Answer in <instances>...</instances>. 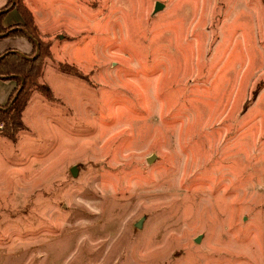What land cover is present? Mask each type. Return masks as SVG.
I'll return each mask as SVG.
<instances>
[{"label": "rangeland", "instance_id": "1", "mask_svg": "<svg viewBox=\"0 0 264 264\" xmlns=\"http://www.w3.org/2000/svg\"><path fill=\"white\" fill-rule=\"evenodd\" d=\"M72 1L0 122V264H264V0Z\"/></svg>", "mask_w": 264, "mask_h": 264}, {"label": "trees", "instance_id": "2", "mask_svg": "<svg viewBox=\"0 0 264 264\" xmlns=\"http://www.w3.org/2000/svg\"><path fill=\"white\" fill-rule=\"evenodd\" d=\"M7 1V6L0 12V37L25 38L36 49V53L32 57L10 51L5 53L7 55L0 60V80H17L20 83L18 90L15 91L7 108L0 106V122L5 126L13 125L15 129H23L21 113L26 106L30 89L33 86H37V80L41 77L42 58L46 54L47 45L38 38L37 31L34 29L36 25L33 15L23 0ZM15 9L21 13L24 24L7 29L4 28L2 26L4 17L8 12ZM37 89L40 90L39 87ZM41 92L49 100H52V94L49 88Z\"/></svg>", "mask_w": 264, "mask_h": 264}, {"label": "crops", "instance_id": "3", "mask_svg": "<svg viewBox=\"0 0 264 264\" xmlns=\"http://www.w3.org/2000/svg\"><path fill=\"white\" fill-rule=\"evenodd\" d=\"M43 0H23L28 10L32 13L35 25L50 34L51 29H56V16L51 13L48 9L43 7ZM52 5L57 4L59 7V14L65 15L69 14V9L73 6L72 0H49ZM78 2V0H76ZM74 0V3H76ZM7 0H0V12L7 6ZM68 7V8H67ZM24 23V19L19 11L12 10L6 14L2 21V26L8 28L14 25H20ZM19 52L21 54L27 55L31 54L33 51V45L25 38H2L0 37V57L7 52ZM13 81L3 82L0 81V103H4L10 96L12 90L14 89Z\"/></svg>", "mask_w": 264, "mask_h": 264}, {"label": "water", "instance_id": "4", "mask_svg": "<svg viewBox=\"0 0 264 264\" xmlns=\"http://www.w3.org/2000/svg\"><path fill=\"white\" fill-rule=\"evenodd\" d=\"M15 1V0H14ZM163 9V6L160 4V3H157L156 6H155V12H159L160 10ZM7 54H3L1 57H0V60L2 58H4ZM36 57V56H35Z\"/></svg>", "mask_w": 264, "mask_h": 264}]
</instances>
